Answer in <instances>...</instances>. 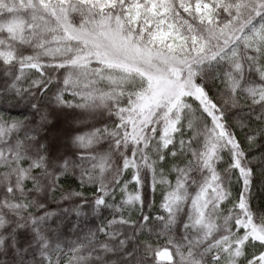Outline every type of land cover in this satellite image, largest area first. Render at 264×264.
Instances as JSON below:
<instances>
[{"label":"snow or ice","instance_id":"1","mask_svg":"<svg viewBox=\"0 0 264 264\" xmlns=\"http://www.w3.org/2000/svg\"><path fill=\"white\" fill-rule=\"evenodd\" d=\"M0 264H264V0H0Z\"/></svg>","mask_w":264,"mask_h":264}]
</instances>
